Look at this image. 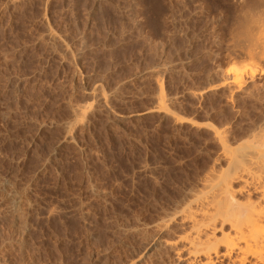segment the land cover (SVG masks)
Segmentation results:
<instances>
[{
  "label": "rangeland",
  "instance_id": "374dc122",
  "mask_svg": "<svg viewBox=\"0 0 264 264\" xmlns=\"http://www.w3.org/2000/svg\"><path fill=\"white\" fill-rule=\"evenodd\" d=\"M9 1L0 264H184L181 208L228 172L219 136L234 150L264 131V63L229 58L246 51L240 30L264 34V14L242 28V0H152L160 13L147 0Z\"/></svg>",
  "mask_w": 264,
  "mask_h": 264
},
{
  "label": "bare ground",
  "instance_id": "6f19581e",
  "mask_svg": "<svg viewBox=\"0 0 264 264\" xmlns=\"http://www.w3.org/2000/svg\"><path fill=\"white\" fill-rule=\"evenodd\" d=\"M150 1H146L149 2L147 7L150 6L152 12L155 9L159 12V2L156 5V1ZM239 3L243 6L241 10L250 11L247 15L237 16L235 20L242 28L256 12L264 14V0H242ZM251 12L253 15L250 17L248 13ZM52 32H48V39L55 41L57 36ZM251 34L252 27L239 31L243 39L237 45L240 50L242 48L246 51H239L238 55L233 53L229 57L230 62L245 54L264 63V34L255 42ZM238 80H234L237 81L235 84ZM163 94L160 92L158 98L160 104L165 101ZM99 97L101 103L108 101L104 94ZM258 132L255 131V136H251L249 142L244 141L234 150L226 145L224 136H219L228 172L220 176L213 175L205 182L206 192L193 196V201L181 208L182 213L178 211L183 216L179 225L188 227L186 234L179 237L181 249L185 252V258L179 260L184 264H264V131H260L261 134ZM163 242L172 248L176 247L172 242Z\"/></svg>",
  "mask_w": 264,
  "mask_h": 264
}]
</instances>
